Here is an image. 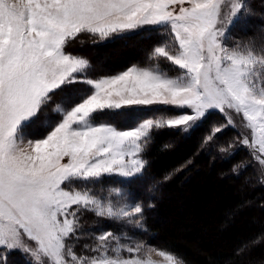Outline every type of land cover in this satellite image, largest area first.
Returning <instances> with one entry per match:
<instances>
[{"label": "snow or ice", "instance_id": "6c2138e0", "mask_svg": "<svg viewBox=\"0 0 264 264\" xmlns=\"http://www.w3.org/2000/svg\"><path fill=\"white\" fill-rule=\"evenodd\" d=\"M140 31L156 35L144 65L116 74L68 51ZM131 106L164 107L128 128L108 118ZM212 114L202 147L239 128L219 151L244 148L264 170V8L252 0H0V264L14 251L25 264H151L136 236L154 205L132 185L156 135L191 134ZM86 214L119 229L86 230Z\"/></svg>", "mask_w": 264, "mask_h": 264}, {"label": "trees", "instance_id": "16d2710c", "mask_svg": "<svg viewBox=\"0 0 264 264\" xmlns=\"http://www.w3.org/2000/svg\"><path fill=\"white\" fill-rule=\"evenodd\" d=\"M252 3L257 10L264 8L260 0H252ZM260 23L259 15L254 16L249 29L258 28ZM236 35L242 32L237 30ZM134 38L140 41H134L132 47H121L122 41ZM87 39L88 45L99 51L97 55H101V59L109 60V73H114L130 64L145 63L156 35L142 31L105 42L94 43L92 38ZM118 49L119 53L114 54ZM82 50L80 53L95 69L93 74L102 73L93 65L89 48ZM118 61L124 62L119 64ZM123 64L127 65L118 68ZM155 109H137L136 116L127 124L133 126L151 116ZM132 113L120 110L108 118L115 123L114 117ZM221 119L219 114H212L191 134L162 131L156 135L146 153L148 166L143 177L134 183L143 186L144 195L137 193L139 199L154 205L146 210V231L138 235L144 236L149 244L174 254L184 264H264V238L237 255V249L245 242L264 233V184L259 168L244 148L234 149V155L219 151L217 145L233 139L236 129H226L212 145L202 147L212 124ZM236 165H239V175L232 170ZM8 264H25V260L20 252L14 251L8 255Z\"/></svg>", "mask_w": 264, "mask_h": 264}, {"label": "rangeland", "instance_id": "374dc122", "mask_svg": "<svg viewBox=\"0 0 264 264\" xmlns=\"http://www.w3.org/2000/svg\"><path fill=\"white\" fill-rule=\"evenodd\" d=\"M248 28H251V25H248ZM140 32H142V31H140ZM133 33H136V32H133ZM130 34H132V33H129L127 35H130ZM87 38H90V37L84 36L82 38L83 39V42L82 43H74L68 49V51H70L73 54H77V55L83 56V54H81L80 51L82 52L83 51L82 49L89 48L90 54L92 55V56L90 55L91 61H92L93 65L96 66L97 69H99L98 71L99 72L100 71L102 72L100 74L112 75V74H116V73L122 72L123 70H125L126 68H128V67H130L132 65H141V66L144 65V63H141V64H139V63L130 64L129 66L125 67L124 69H121L120 71H117V72H114V73H112V72L109 73V70H110L109 60L108 59H101L102 56L101 55L100 56L97 55V53L99 51L98 52L95 51L92 46L88 45V42H90V41ZM134 41H140V40L139 39H136L135 40V38L134 39H127L126 41H122L121 42L122 43L121 47H124L125 48V46H128V45H129V47H132L133 46L132 43ZM96 42H102V41L97 40ZM103 42H105V41H103ZM83 43H85L84 48H80L81 45H83ZM138 43H140V42H138ZM114 51H113L114 54L119 53L118 52L119 49L118 50H114ZM83 57H85V56H83ZM85 58H87V57H85ZM87 60L89 61L88 58H87ZM123 62L124 61H118L117 63L122 64ZM124 65H127V64H123V65H121L118 68H123ZM170 74H174V73H171L170 72ZM157 107L163 108L164 106H131V107H124L121 110H123V111H129V112L133 111V113H132L133 115L126 114V115H122L120 117H114L115 118L114 120L116 121L114 124H115V126H117L119 128H128V127H131L127 123H130V119H133V117L136 116L134 112H136L137 109H151V108L154 109V108H157ZM148 117H150V116H148ZM37 129H38V126H33L32 134L35 135V136L36 135L37 136H40L41 132H37L36 131ZM236 130L237 131H240L241 129L237 128ZM255 165H257V167L260 170L261 180L264 179V170L261 169L260 165H258L256 163H255ZM142 187L143 186L141 184H137V185H134L133 184V190L136 193H138L139 195H141V196L144 195V194H142V192H143V188ZM158 196H159V193L156 195V199L159 198ZM84 221H85L84 227H85L86 230H87V227H94V230H92V231H99L100 230V227H103L104 229H113V230H118L119 229V225L114 224V223H110L109 221L98 220V218H96V217H94V216H92L90 214H86L85 215ZM129 231L131 232L132 229H129ZM136 239L143 241L146 247L150 246L153 249L152 251L147 252V254H146V258L151 261V264H168V262L164 259V257L158 254V251L159 250H163V251H165L167 253H170V252H168L167 250H165V249H163L161 247H158L156 245L149 244L145 240L144 236H139L137 234ZM174 258H176V256H174Z\"/></svg>", "mask_w": 264, "mask_h": 264}, {"label": "bare ground", "instance_id": "6f19581e", "mask_svg": "<svg viewBox=\"0 0 264 264\" xmlns=\"http://www.w3.org/2000/svg\"><path fill=\"white\" fill-rule=\"evenodd\" d=\"M37 132H40V130L38 129Z\"/></svg>", "mask_w": 264, "mask_h": 264}]
</instances>
